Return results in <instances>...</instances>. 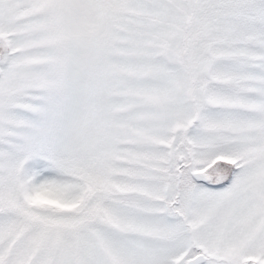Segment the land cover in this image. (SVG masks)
Masks as SVG:
<instances>
[{
  "label": "snow or ice",
  "instance_id": "1",
  "mask_svg": "<svg viewBox=\"0 0 264 264\" xmlns=\"http://www.w3.org/2000/svg\"><path fill=\"white\" fill-rule=\"evenodd\" d=\"M0 264H264V0H0Z\"/></svg>",
  "mask_w": 264,
  "mask_h": 264
}]
</instances>
